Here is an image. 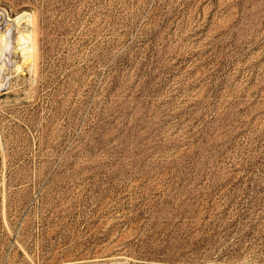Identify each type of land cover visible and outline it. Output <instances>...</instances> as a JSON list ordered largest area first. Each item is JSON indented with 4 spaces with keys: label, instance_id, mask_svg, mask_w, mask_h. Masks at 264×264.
I'll return each mask as SVG.
<instances>
[{
    "label": "rangeland",
    "instance_id": "1",
    "mask_svg": "<svg viewBox=\"0 0 264 264\" xmlns=\"http://www.w3.org/2000/svg\"><path fill=\"white\" fill-rule=\"evenodd\" d=\"M21 8L0 264H264V0H0L12 40Z\"/></svg>",
    "mask_w": 264,
    "mask_h": 264
},
{
    "label": "bare ground",
    "instance_id": "2",
    "mask_svg": "<svg viewBox=\"0 0 264 264\" xmlns=\"http://www.w3.org/2000/svg\"><path fill=\"white\" fill-rule=\"evenodd\" d=\"M11 20L16 27L13 40L10 37L11 33L9 32V26L0 29V69L4 68L3 56L8 50L10 44L13 42V52L18 56V61L15 64V70L17 73H23L25 70H32L35 64L36 43L38 36L36 37L33 12L29 8H21L13 13Z\"/></svg>",
    "mask_w": 264,
    "mask_h": 264
}]
</instances>
